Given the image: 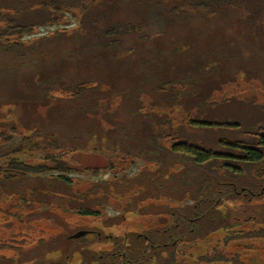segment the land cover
<instances>
[{
  "label": "rangeland",
  "instance_id": "1",
  "mask_svg": "<svg viewBox=\"0 0 264 264\" xmlns=\"http://www.w3.org/2000/svg\"><path fill=\"white\" fill-rule=\"evenodd\" d=\"M68 1L75 2L73 13L77 15H66L68 24L42 25L24 38H51L56 30H66L60 42L52 41L45 47L36 43L35 50L40 55L28 56L24 59L25 67H18L19 70L9 67L14 59L5 62L7 59L0 58V132L12 136L11 142L0 137V165L12 160L31 164L43 160L45 151L11 152L17 149L23 136L34 134L42 138L38 139L40 142L50 139L51 134L62 137L66 147L49 152L70 163L72 170L65 176L73 180L72 190L77 193L88 187L92 189L93 183L119 185L118 179L126 178L134 180L135 184L141 181L139 178L147 182L149 177H154L156 169L173 162L167 153L169 142L163 138L166 133L177 132L196 139L197 132L188 128L186 118L194 114L199 105V115L203 119L264 126V13L261 14L264 10L258 11L255 18L254 9L244 5L207 17L191 9L187 0H61ZM100 12H106L102 22L93 21L88 24L89 30H80L84 15L96 20ZM131 20L141 23L144 30L121 36V42L111 47L100 45L102 26ZM246 28L252 31L247 35L250 41H240L239 45L231 41L234 34L248 31ZM258 31L262 36L257 37ZM79 32L82 39L75 41L77 36L72 38V35ZM85 37L90 39L84 41ZM21 71L24 77L18 74ZM185 77L190 80L185 81L184 89L177 87L165 94L155 93V86L161 82L181 83ZM85 80L91 81L90 86L98 88V92L92 90L78 99L64 92L65 86ZM43 85L49 89L46 98L39 93ZM110 98L111 105L108 104ZM102 103L105 104L102 116L111 129L110 140L105 142L101 141L103 136L93 130V116L83 115L84 109L89 112L88 107ZM140 108H143V119L136 123L137 129H130L134 121L130 111L137 113ZM13 127L18 131H11ZM119 128L127 129L130 137L120 134ZM210 135L219 136L221 132ZM90 168H99L100 174L92 175ZM51 175L58 173L0 186L2 264L40 258L44 262L59 261L71 253L74 244L77 245L75 249L79 248L77 242L69 241L71 235L91 228L107 233L109 230L103 227L105 223L108 226L121 217L122 207L113 203L99 207L100 220L74 214L70 207L86 203L82 195L76 196V201L65 198L69 205L66 210L53 207L50 202L68 189L56 182L52 192L58 195L36 193L29 196L28 188L44 185V180ZM25 188L27 198L40 202L34 207L28 205L34 208L31 213L19 212L16 199L13 205L1 201L4 194L15 193L18 197V191ZM84 199L90 200V196ZM136 222L138 228H142V222ZM8 223L13 226L12 234L3 229ZM40 238L44 239L41 245Z\"/></svg>",
  "mask_w": 264,
  "mask_h": 264
},
{
  "label": "trees",
  "instance_id": "2",
  "mask_svg": "<svg viewBox=\"0 0 264 264\" xmlns=\"http://www.w3.org/2000/svg\"><path fill=\"white\" fill-rule=\"evenodd\" d=\"M187 1L191 3V9H197L198 13L203 12L207 17H215L216 13L244 5L254 9L252 13L255 18L258 11L264 10V0ZM74 6V1L0 0V58L7 59L5 62L14 59L9 66L12 69L24 68V59L37 53L36 43L45 47L46 43L60 42L66 30H56L51 38H24L32 35L42 25L68 24L66 15L77 16L73 13ZM177 11L180 12L181 8H177ZM105 13L100 12L96 20L84 15L85 21H80V30H89L91 26L88 24L93 21L102 22ZM246 29L248 31L242 30L241 34H234L231 41H237V44L240 41H250L247 35L252 31ZM143 30L144 26L134 20L123 24H107L100 30V45L104 48L111 47L121 42V36ZM79 33L72 35V38L77 36L75 41L82 39V33L81 36ZM262 34L259 32L257 37ZM108 38L111 40H107ZM88 39L90 38H83L84 41ZM253 47L258 48L257 45ZM22 73L23 71L18 74L24 77ZM189 80L190 77L182 78L181 83L165 80L155 86V93L165 94L178 89L177 87L184 89L185 81ZM43 83L47 84L48 80H43ZM90 85L91 81H79L65 86L63 90L78 99L92 90L98 92V88ZM43 86L39 93L46 98L49 89L46 85ZM116 86L119 88V83ZM12 91L15 92L13 89ZM111 101L110 98L109 105L113 103ZM104 105L93 104L88 107L90 113L82 109L83 115L93 116V130L103 136L102 142L110 140L108 134L111 130L109 122L102 116ZM200 107L201 105L194 114H189L186 118L188 128L197 132L196 139L177 132L166 133L163 138L169 142L167 153L173 162L167 164V167L156 169L155 176L149 177L147 182L139 178L141 181L137 179L140 182L134 184V180L120 178L119 185H112L110 182L93 183L92 189L85 188L84 191L77 192L78 194L72 190L75 187L73 180L65 176L72 170L70 163L64 157H57L49 152L66 147L65 139L51 134L50 139L41 141V144L39 136H23L12 153L36 150L45 151L46 154L36 164L12 160L0 165V186L2 183L22 182L32 177L39 178L43 174L58 173L57 176L51 175L44 180L45 186L39 184L28 188L29 196L36 193L58 195L52 192L56 182L68 188L66 193L59 194L60 198L50 202L57 209L66 210L69 207L65 198L76 201V196L82 195L83 200L79 199L86 203L95 201L89 206L85 203L76 208L70 207L78 216L100 220L102 214L99 207L108 203L120 205L123 210L118 221L108 226L105 223L103 227L109 230L107 233L99 228H91L80 230L86 233L79 237L74 236L79 231L71 235L69 241L77 242L79 248L75 249L77 245L74 244L71 253L61 260L44 262L40 258L19 264H264V126H243L238 122L203 119L199 115ZM141 109L143 110L140 108L137 111L138 114L130 111L131 119L134 120L129 125L130 129H137L136 123L143 119ZM106 114H110L108 110ZM11 131L18 130L13 127ZM119 131L120 134H126L127 138L130 137L127 129L119 128ZM218 132L221 135L215 136ZM183 133L185 134L184 130ZM232 135L236 137H229ZM0 137L5 142L12 140L11 134L7 132H0ZM89 171L98 176L101 170L90 168ZM145 174L148 176V173ZM26 189H20L18 197L15 193L4 194L1 201L6 205H13V200L16 199L19 212L31 213L34 208H29L28 205L32 204L34 207L35 203L38 205L40 202L27 198ZM89 196L90 200L87 202L84 198ZM44 203L49 204L47 201ZM19 215L17 218L22 216ZM134 220L142 222V228H138V222ZM12 228L11 223L3 226L5 232L10 231V234L13 233ZM39 241L40 245L44 243L42 238ZM248 245L250 246L246 247ZM254 259L256 261L252 262Z\"/></svg>",
  "mask_w": 264,
  "mask_h": 264
},
{
  "label": "water",
  "instance_id": "3",
  "mask_svg": "<svg viewBox=\"0 0 264 264\" xmlns=\"http://www.w3.org/2000/svg\"><path fill=\"white\" fill-rule=\"evenodd\" d=\"M86 232L85 231H79L78 233H76L74 236L75 237H79V236H81V235H83V234H85Z\"/></svg>",
  "mask_w": 264,
  "mask_h": 264
}]
</instances>
